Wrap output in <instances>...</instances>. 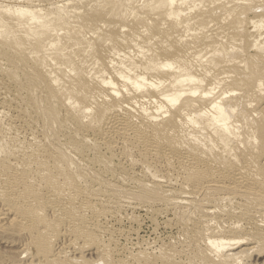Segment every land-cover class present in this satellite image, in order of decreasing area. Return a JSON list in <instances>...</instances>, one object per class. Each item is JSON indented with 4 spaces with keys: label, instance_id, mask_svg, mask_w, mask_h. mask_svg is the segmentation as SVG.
Returning <instances> with one entry per match:
<instances>
[{
    "label": "rangeland",
    "instance_id": "obj_1",
    "mask_svg": "<svg viewBox=\"0 0 264 264\" xmlns=\"http://www.w3.org/2000/svg\"><path fill=\"white\" fill-rule=\"evenodd\" d=\"M0 1V6L5 5L3 0ZM64 1L67 3V6ZM69 1H72L71 4L68 3ZM100 1L101 0H99L98 2ZM26 2L27 1L25 0H23V2L22 0H15L10 2L9 4L11 6H16H12L13 8H18L22 4L21 7L24 6L23 8L27 7L28 9L35 7V5L41 4L43 9H49V11L52 8V11H55L59 8H65V10L68 9L66 11L69 15L71 13L69 12L70 8L74 6H78L79 8L82 7L79 9L80 11H78V13L80 12L79 15H76L78 16V18H80L78 20H81L80 22L78 21L79 23H77L83 24V27L82 25H78L76 23L77 16L72 17V15H74L73 13L71 15V18H73L71 19V21L73 22V20L75 19V24L73 23L72 25L77 24V26H80L82 28L79 27L80 29L77 31V26H69L72 28L67 29V31L69 32V36L79 41V46L70 47L65 51L67 57H69L73 61V67L76 69V73H67L66 75L68 76H62L63 74L58 75L62 77V82H64L62 86L70 87V83L68 84V82H71V80L75 79L79 81L78 87L75 88L76 92H80L83 90L89 92H86L88 101L81 100V103L84 105L89 106L92 104L95 106L97 98V101L99 102H96V104L102 101V103H105V95L103 94L104 92H99L102 90L98 89V86H96L98 84L94 81L97 80L96 76H98V71H104L105 76H113L114 72L112 71L111 63L109 64V62H111L110 60H112L114 57L116 61L121 60L112 52V49H114L115 46L125 49L126 52L124 53L128 58H125V61H129V58H133L134 56V59L139 58L138 54H140V52L138 51L141 50H139V47L137 46L140 44V46L144 47V49L142 50H145L146 52L148 51V49L150 51V48L151 50L153 49V51L156 52L158 60L155 63V67L157 70L154 69V71L156 70L155 73L153 74V72H151L152 74H149V77L151 75L150 79L154 78L153 80L151 79L152 81L161 78L163 73L166 72L164 70H160V67L163 66V64H165L166 62H172L177 65V63L181 60V62L183 63V69H186L187 66L189 69L191 68L190 65L186 66L185 63V59L192 56V53H188V44L191 42V38H183V34L179 31H177V33L176 31L168 33L166 29L160 28H150L146 32L144 30V32L137 31L135 32L137 33L136 36L139 35L138 32L141 35L138 38V45L134 46L131 49H126V44L123 43L124 41L120 38V36H125L126 39H123L127 43V40H136L134 39L137 38L134 36L135 33H132L130 35V33H127V30L126 32L125 30L124 32L120 31L117 27L110 23L107 24L108 26L106 25L102 28L100 27L102 30L99 29L98 26L96 28V25L101 26L104 25V23H98L99 21H101V19L99 21L98 19L102 17L101 12L99 11L100 7L97 11H92V9H94L92 4L94 6L98 5L94 4L95 0H93V3L92 0H31V2H27V4ZM32 2L34 3V5ZM16 3L18 5H16ZM95 3H97V1ZM28 4L32 6H29ZM68 14L66 15L67 19L70 18ZM12 16L13 15L3 17L6 19H12ZM129 19L132 20V17ZM95 21L98 22L95 23ZM244 23L246 24V21ZM206 30L208 31L209 29ZM206 30L204 31L206 32ZM211 30L212 29H210L208 33H211L213 35L216 34L215 36H218L217 34H219V39L221 38V40H223V36L225 40L228 38V47H234L235 44L236 46L237 44H243V41L247 38L244 42V45H240L241 49L242 47H246L248 50L243 53L244 56L243 54H240L242 53V51L244 52V50L238 48L239 45L238 47H234V54L242 55V57H240L242 60L243 58L247 57V53L249 54V36L257 35L256 32L250 29L249 32L247 29H242L243 31H245V33L243 32L245 36L242 34V30H240L237 31L241 32V34L237 33L239 36L235 35V38H231L230 36H233L231 34L233 32L235 33V31L233 30L231 33L229 31L230 35L225 34L227 37L226 38L225 35H223V32L225 33L226 30H219L220 33H216V31H214L215 34ZM15 31L16 33L13 31V29H11L8 33L9 36L14 32V34L16 35V40H14V42L22 37V33L19 32L18 29H15ZM63 33L67 32L62 31V33H60L62 34L60 37L61 40L65 35ZM142 33L145 37L142 35ZM201 33L203 34V31ZM208 33H205V36L209 35ZM226 33H228V31ZM220 34L223 36H221ZM132 35L134 36V38ZM201 36H199V38L201 37L200 39L205 38L204 35ZM150 37L154 39H151L149 44L143 45V41L146 40V38ZM116 38H118L120 42L117 41L118 39ZM140 38H142V40ZM239 38H241V40H243L242 38H244V40L241 41ZM120 39L122 40V42ZM237 39H239L240 42L236 43V41H233ZM63 40L62 42L64 43ZM231 40L233 41L234 45L232 44ZM14 42L6 40L4 37L0 38V176L2 175V178L5 176V179H0V210L3 209V205L7 203V198L10 202H12V200L17 201L12 202V205L8 202V204L11 205L12 208H14V211H16L13 212L12 209V215L10 214L8 215V217H5L3 219L2 216H0V222H3V224L6 225H10V223L18 224H15V226L13 224L12 227L7 226L8 228H10L8 230L5 229L6 226L2 230H0V233L5 232L4 235H2L3 237H1L2 239H4L2 240L0 238V264H20L19 261H22L23 259H21L22 256H19L23 252H29V250L31 255L28 252L23 255L26 256L27 259L26 260L24 258L26 262H23L24 264H37V262L35 261H38V264H49L50 261L40 259L42 252L46 250L51 254L52 252H56L57 250L59 251V248H61V245L63 243L64 246L62 245V249H64L63 247H65L67 250L64 249V252L62 250V253H66V255H61L62 258L57 259L60 264L62 263V261L68 264H71V261L72 263L73 261H75V264H93L94 262V264H96L100 260V258L101 261L104 259V261H111H107L111 264H140V262L142 260L144 261V259L148 260L147 264H210V260H212V257L213 259L215 258V254L211 253V250L209 251L210 248L205 242L203 243L202 237L205 238V234H219L221 232L219 229L222 228L224 224L225 226L227 225L223 222L225 218L221 216V213L226 214V212L228 213L229 211V213H232L230 214V216L226 217L227 220L232 218L231 220L234 221L235 219L237 220V218L240 219L242 217L243 222H241L239 227H234V229H232L235 234L230 233L233 231L229 230L228 224L226 227L230 232L228 230H225L227 234L223 232L225 234L224 236L232 239V235H235L233 237L235 238L236 236H238L239 232H242V230L244 229L240 234H243L246 232V230H249V233L252 236H258L259 238L261 237L259 232L261 233L262 231L261 234L264 233V228H262V226L264 227V217L262 218L263 220L259 218L263 221L261 222L259 219H257V217L254 218L255 215H252L251 213L246 214V212L249 213V211H253L252 213L254 214L255 208L257 207V205L255 204L258 202H251V204L249 203V205H245V202L242 200V198H234L235 195H233V193H230V195L228 191H220L232 196L228 200L213 201L212 195H214V193L216 192L207 193L206 191H201L197 188L203 180H208L209 178H211L207 175L202 179L201 175L203 174V171H186L181 167V162L177 157H175L171 162H168L166 157L163 156L160 150L159 154L144 150L143 145L145 139L142 138L143 136H141L140 134H136L135 137H138L135 138L131 136L125 137L119 135L116 132H111L108 124L113 121V118L117 119V116H120L118 118L129 119L128 115H137V107L139 105L136 108L133 107V109H129L131 112L126 109L119 108L117 112L108 114V116H111H107L108 121L106 120V117L102 116L99 119L97 107H102V105L104 104H99V106H97V104L95 107L91 105L93 107V109H91V117H89V115H87L89 118H85L83 116V119L81 118V121H78L77 114L79 113V111H73L71 110V108L65 105L63 95L60 93L57 94L53 86L51 85L50 76L47 73L52 69L50 68V66H48L49 62L48 64H46L47 66L44 65L43 68L39 67L37 65V59H35L37 57H35L34 55H30L28 52H25V49L19 47ZM227 42H225V45H227ZM215 45L214 49L220 47L219 45L217 46V44ZM110 46L111 48H109ZM226 48L227 47L224 46L223 49L225 50ZM246 48L244 49L246 50ZM236 49H240L239 52ZM128 50L131 54L128 52ZM124 57L122 58L124 59ZM191 59L193 58L191 57ZM260 60H263V58H259L257 62L259 63ZM114 61L115 60H113L112 62ZM195 61L193 59V65L196 63ZM196 64L197 66H195ZM196 64L194 65L196 69H193V71L199 73L202 70H200L201 68H199V63L197 62ZM231 65L233 66H230V69L234 67V64ZM255 65H257L258 67L261 66L260 64ZM254 67H252L251 71L249 70L250 73L253 72V69H255ZM248 69L250 68L245 69V71ZM243 71L244 70H242L241 72L242 74L245 72ZM249 72L247 74H249ZM93 74H95L96 76ZM156 75L157 79H155ZM92 76L95 78H93ZM63 77L65 79H63ZM91 78L96 80L92 81ZM225 85H227V83ZM241 89H244L245 91L243 83L240 84V82H238L225 86L222 90L218 89L216 90V92L218 94L226 92L227 97H230L229 100H232L233 97H240L242 93H244V91ZM89 90H91V93ZM153 90L154 89L151 87H145L143 91L146 93L150 92L148 94H151ZM95 91L96 94L97 92L100 93L99 97H101L102 101L98 97L99 93L98 95L94 94ZM94 96H97L95 100L93 99ZM255 97L256 96H254V98ZM91 99L94 100V103H92L93 101ZM107 102L109 103V101ZM263 104L264 100L260 101V103L256 107H253L254 109L257 108L259 110H256L258 112H256L255 114L252 107H248L249 109L246 108L248 110H245V108H243V110L246 111L245 113L250 115L249 122H252V128L258 129V122L259 124L261 123L260 125L264 127V110L260 112V110L262 109L261 106ZM115 113H117L118 115ZM112 115L116 116L112 117ZM94 118L95 120L93 121L92 119ZM256 120L258 121L257 123H255ZM170 126H172V128L176 126L177 128V125ZM244 127L245 130L241 129L240 131H242L241 133H243L242 137L244 135V139L249 138V145L247 148H244V150L234 151L233 154H235L241 162H248L249 165L247 163L246 164L249 166V168L252 167V170L254 169V171H257H255V173L259 174V176L258 174H256L258 176V180H256V182H254L253 184L258 186L259 189H262L263 191L264 129H262L260 132L259 130H252V128L250 130H247V125H244ZM136 128L144 132V129L139 128V126H136ZM254 133V137H251ZM146 134L149 135V133ZM155 136L159 138L162 143L169 145L166 148V151H168L169 154H172L175 148H178L176 151H179V149L181 151L183 150L181 147L179 148V146L175 147L177 141L172 138V135L162 133L160 131V126L159 130L156 131ZM181 151L179 152L181 153ZM182 153H184V151H182ZM24 155L26 156L25 158H23ZM16 157L19 159H17ZM2 158L5 159L3 162ZM15 158L19 161H17ZM197 160L198 157L196 156L195 161ZM20 162L23 163L21 164ZM38 162H40V164L43 163V165H38ZM8 163L10 164V166L11 164L13 166L10 167ZM8 166L9 168L7 169ZM15 171L18 173H16ZM19 171L22 174H20ZM2 172H5V174H2ZM27 172H30L34 178L30 173ZM222 172L228 175L227 178L222 179L230 178V171L228 169H225ZM22 175H24V177ZM8 176L12 177L9 178ZM14 176L16 177L14 178ZM27 176L32 177L34 180L28 179ZM6 178L7 182H4L6 181ZM8 178L11 179V181H9ZM19 180L21 181L19 182ZM14 181L15 183L19 182V188L12 187L10 185V183ZM39 181H41V185H39ZM44 181L48 183L50 182L49 185L53 184L54 182L55 185L53 184V187L48 186V184H45ZM27 182H29V184H27ZM59 182L63 184H59L60 186H57L56 184H58ZM23 183L26 184V186L32 184L33 187L30 185L31 187H27L28 189L24 188V186H22ZM53 188L56 192H52L54 191ZM27 190H30L31 192ZM218 193L219 192H217V194ZM13 195L14 197L17 196L15 198L18 199L15 200V198L12 197ZM207 195L208 197L206 203L205 196ZM23 198H26L28 202ZM29 206H32L30 207V209L32 208L31 212L30 209H27L29 208ZM24 211L26 213L25 215ZM34 211L35 213H33L32 215V212ZM240 212L242 214L244 212L245 214L241 215ZM248 215L252 218L251 222H249L251 219H249L250 217L248 218ZM237 216H239L240 218ZM28 217H30V219ZM13 218H15L17 221L15 219L13 220ZM216 218L218 220H214ZM37 219L39 220L38 222H36ZM212 219L213 221L211 222L210 220ZM10 220L13 221L11 222ZM31 220L34 223H32ZM24 221H26L27 223ZM256 221L257 223H261H256V225L260 226L255 225ZM19 222L22 223L20 226ZM35 223L37 226L39 225L38 229H40L39 231L41 232H39L38 229H35V227H37ZM221 223L223 225H221ZM245 223H247L246 225L250 223V226H246ZM27 224L30 226H28ZM22 225L25 226L22 227ZM241 226L243 227L240 228ZM13 227L16 228L12 229ZM67 227H71L72 230H69V228ZM27 228H29L30 230L26 231ZM238 228H240V230ZM32 231H34L35 233H37L36 231H38L37 234H35L34 232L33 234L38 236L39 239H41L40 241H38V237L36 238V236L34 237V235H32ZM70 231L74 233L70 235ZM228 232L231 234L230 236H228ZM65 233L68 235L67 237ZM5 236L7 239L5 238ZM27 236H31L30 240ZM69 236H71L72 238ZM73 237L75 239V242L77 239V246L73 245L74 247H77L76 249L73 248L72 243L71 245L69 244L70 242H72ZM34 238L37 239L35 240L36 242L34 241ZM66 241H68L69 243L65 244L67 243ZM254 241L255 240L252 239L250 240V242H252L251 244L245 246L242 245L240 249H236L237 251H249V249L251 250L249 251V254H247V257L245 254L243 255L245 257L241 258L238 263L236 262L233 264H239V262L240 264H249L254 259L258 262H261L260 264H263L264 242L261 244L258 242V240H256L255 242ZM26 242L27 244L21 245ZM56 243L59 247L56 245ZM78 243H80V245L83 244V247ZM36 244L38 245V247ZM50 244H54V246L52 247ZM84 244L86 245L84 246ZM19 245L23 247L29 246V248L31 247V249L27 250L28 247L23 248ZM68 245L70 246L68 247ZM33 246H36V248ZM257 246L259 249L255 248ZM49 247L51 249H49ZM78 247H82L80 248L81 250L78 249ZM207 247L209 249H207ZM251 247L255 249L252 250ZM260 247L262 248L263 252H257L261 249ZM20 248H22V252L19 250ZM23 249L26 250L23 251ZM31 250H33L32 253ZM79 251H81L82 253ZM18 252H20V255ZM97 253H100V255ZM210 253L213 255H210ZM77 254L79 257L77 256ZM35 255L36 257L33 261V259L31 258H33ZM64 256H67V258ZM74 256L75 258H77V261L74 259ZM83 256L86 257L83 258ZM87 256L88 258H96L97 260H99L97 261L93 259V261H91L87 258ZM99 256L101 257L99 258ZM80 257L83 258V261ZM242 259L244 261H242ZM57 260L54 261V264H57ZM246 260L248 262H245ZM104 261L102 262L104 263ZM107 262H105L104 264H106Z\"/></svg>",
    "mask_w": 264,
    "mask_h": 264
},
{
    "label": "bare ground",
    "instance_id": "obj_2",
    "mask_svg": "<svg viewBox=\"0 0 264 264\" xmlns=\"http://www.w3.org/2000/svg\"><path fill=\"white\" fill-rule=\"evenodd\" d=\"M3 1H4L5 5L0 6V38L4 37L6 40L14 42V40H16L15 39L16 35L14 34V32L16 33L15 29L16 30L18 29V31L22 33V37L20 39H18L19 41L17 40L14 43L16 45H18L19 47L25 49V52H28L30 55H34L35 57H37L35 59H37V65L39 67L43 68V66L48 64V62H49L48 66H50V68H52V69L50 71H48L47 73L50 76L51 85L53 86V88L57 94L60 93L63 95L65 105H67L73 111H79V113L77 112L78 113L77 114L78 121H81V118L83 119V116L85 118L88 117L87 115H89V117H91L90 116L91 115V109H93L92 106H94V105L91 104L92 106L91 105L87 106V105H84L81 103V100H87L88 96H87L86 92H88V91L83 90L80 92L79 91L76 92L75 88L78 87L79 81L75 80V79L71 80V82H68V84L70 83V85H69L70 87L62 86V84L64 82H62V77L58 75V74H61V75L63 74L62 76H65L67 73H69V74L76 73V69L73 67V61L69 57H67V55L65 54V51H66V49H68L70 47L79 46V41L76 40L75 38H71L69 36V32L67 31V29L72 28L69 26H73V27L77 26V24L81 21V20L80 21L78 20L80 18H78V16L76 14L79 15L80 12L78 13V11H80L79 9L82 7L79 8L78 6H74V7L71 6L72 8H70V11H69L71 13L69 15L66 11L68 9L65 10V8L61 9L58 7L59 9L56 8L57 10L52 11L53 8L51 7L52 9L49 11V9L48 10L43 9L41 4L35 5V7L31 8V9L30 8L28 9L27 7L23 8L24 6L21 7L22 4L20 7L17 6L18 8H13L12 6H14V5L11 6L9 3L12 1H15V0H3ZM16 1H20V0H16ZM25 1L31 2V0H25ZM38 1H40V0H38ZM96 1H97V3H95ZM98 1L99 0H95V2H94V4H98V5L94 6L92 4V6L94 7V9H92V11H97L98 8L100 7L99 11L101 12L102 17L98 19V21L100 19H101V21H99V22L97 21V22L98 23L102 22V24L104 23V25H101V26L96 25V28L98 26L99 29H101L102 27H104L110 23V24H113L115 27H117L118 30H120V31L124 32V30H125V32H126V30H127V33H130V35L132 33L134 34L137 31H140V32L145 31L146 32L150 28L166 29L168 33L172 32V31H174V32L176 31V33H177V31H179L183 34V36H182L183 38H187V39L191 38V42L188 44V47H189L188 53H192V56H190V58L187 57L185 59L186 60L185 61L186 66L190 65V67H191L190 69L188 68V66L186 69H183V63L181 62V60L177 63V65H175V63H172V62H166L165 64H163V66L160 67V70H162V71L164 70L166 72L163 73L161 78H158V79H157V75H156L155 79H157V80L152 81L154 78H151L152 79L151 80L150 79L151 75L149 77V74L151 72H153V74H154L155 71L157 70L155 67V63L158 60L156 52H154L153 49L151 50V48H150V51L147 48L149 52L142 50V49H144V47L140 46L141 45L140 43H139L140 45H138V42H139L138 38H139V36H141L139 32H138V34H139L138 36H136L137 33L134 34V36L137 38H134V36L132 35L133 38L136 40H132V39L127 40V43L129 41H131L128 44L124 40V39H126L125 36H120V38L124 41L123 43L126 44L125 45L126 49H131L134 46L138 45L137 47H139V50H141V51H138V52H140V54H138L139 55L138 59H134V57H135L134 56L133 58L131 57L132 59L129 58L130 59L129 61L128 60L125 61V58H127L126 57L127 55L125 56V53H124V52H126L125 49L118 48L115 46V48L112 49L113 54L115 56L119 57V59H121V60L123 59L122 57H124V56L125 57L122 61L121 60L116 61V59H114L115 57L112 59V56H111L112 60H110L111 62H109V64L111 63L112 71L114 72L113 76H105L104 71H98V76L93 74L97 77V80L93 79L95 77L92 76L93 77V78H91L92 81L96 80V81H94L95 83L97 82V84H98L96 86H98V89L102 90L99 92L100 93L104 92L103 94L105 95V97H104L105 103H102L103 101H102L101 97H99L100 93L97 92V94H96V91L94 92V94H96V95H98V93H99L98 97L102 101L100 103H97L98 104L97 105L96 102H99V101H97V99H98L97 98L96 102H95V106L96 105L99 106V104L100 105L104 104V105H102V107L101 106L97 107L98 113H99V119L102 116V117H106V120H107L108 117H111V116H108V114H110V113L113 114L112 112H117L119 108H123V109H126L129 112H131L129 109H133V107L136 108L139 105L137 107V115L136 114H130V115H128L129 119L118 118L120 116H117V119L113 118V121H111V118H110L111 123L108 124V127L110 128L111 132H116L119 135H122L125 137H127V136L135 137L136 134H140L141 136H143L142 138L145 139L144 145H143L144 150H147V151H149L151 153H155V154H159V150H160V152H162L163 156L166 157L168 162H171L175 157H177L181 162V167L183 169H185L186 171H190V170L203 171V174L201 175L202 179L205 178L207 175L210 176L211 178H209L208 180H203L202 183L197 188L200 189L201 191L202 190L206 191L207 193L208 192H216V193H214V195H212L213 201L228 200L230 197H232V196H230L231 195L230 193H233V195H235L234 198L235 197L240 198V199L242 198V200L245 202V205H247V204L249 205V203L251 204V202H255V203L258 202L255 204V205H257V207L255 208L254 214L252 213L253 211H251V212L249 211V213L246 212V214L251 213L252 215H255L254 218L257 217V219H259V218L262 219L264 217V209H263V207H264V195H263L264 193H263V191L264 190L262 191V189H259L258 186L253 184L254 182H256V180H258L257 178H258L259 174L255 173L256 170L255 171H254V169L252 170V167L249 168L248 162H245V161L241 162L236 157V155L233 153H234V151H237V150H240V151L244 150V148L248 147L249 142H250L249 138L244 139V135L242 137L243 133H241L242 131H240L241 129L243 130L245 128L244 125L248 126L247 130H250L252 128L251 127L252 122H249L250 121V115L245 113L246 111H244L243 108H245V110H248L251 107L252 108L256 107L260 103V101L264 100V63H263V60H264V0H101L100 2H98ZM22 2H23V0H22ZM27 2H26V4H27ZM71 2L72 1H69L68 3L71 4ZM92 3H93V0H92ZM30 4H28V5L32 6ZM0 5H1V3H0ZM16 5H18V4L16 3ZM33 5H34V3H33ZM43 5H45V4H43ZM47 5H48V3H47ZM90 5H91V3H90ZM53 6H54V4H53ZM66 6H67V3H66ZM69 6H68V8H69ZM14 7H16V6H14ZM90 9H91V7H90ZM63 10H65L66 12ZM73 13H74V15H72ZM67 14L70 16V18H68V19L66 16ZM9 15H13L12 16L13 18L12 19L11 18L6 19L3 17V16H9ZM71 15H72V17L77 16L76 17L77 18L76 23L78 21L79 22L76 25H72L74 23L75 19L72 22L71 19H73V18H71ZM98 16H100V15H98ZM131 17H132V20L129 19ZM226 21H228V22H226ZM245 21H246V24L244 23ZM97 22L95 21V23H97ZM78 25H82V27H83V24H78ZM77 27H78V29L76 28L77 31L80 28H82L80 26H77ZM11 29H13L14 32L8 36V33L10 32ZM206 29H209V30L207 31ZM210 29H212L211 30L212 32L216 31V33H218L219 30H226L225 33L223 32V35H225V34L230 35V33L234 30L235 33L233 32L234 34L233 33L231 34V35H233V36H230L231 38L232 37L235 38L238 35L237 33L241 34V32H237V31H240L242 29H245V30L247 29L248 32H249V29L256 32L257 35L249 36V42H250L249 43V49L250 50H249V54L247 53V55H246L247 59L243 58V60H242L240 58V57H242V55H240V54H243L246 51H248L246 47H244V48H246V50L243 47L241 49V46L244 45V42L247 39L246 38L244 40L245 31L242 30V34L244 35L243 36L244 38H242V39L244 41L241 40V38H239L241 41H243V44L241 43L242 44V45L240 44L241 46L239 44H237V46H236V44H235L236 47H238V45H239L238 48H240L241 50H244V52L242 51V53L235 55L234 54V51H235L234 47L235 46L234 47L233 46L228 47L229 41H228V38L226 37V35H225V37L227 39L225 40L224 36L220 34L221 36H223L222 39L225 42L228 41L227 45H225V42L223 40H221V38L219 39V34H217L218 36H215L216 34L214 32L215 35H213L211 33H210L211 34L210 35L208 33L210 31ZM204 30H206V32ZM62 31L67 32V33H63V34H65L64 35L65 37L64 36H63L64 38L62 37V40L64 39L63 40L64 43L62 42V40L60 38L62 35L60 33H62ZM202 31H203V34L201 33ZM227 31H228V33H226ZM229 31H230V33H229ZM204 32L206 34L208 33L210 36L209 35L205 36ZM200 34L204 35L205 38L203 37L204 39H200L202 37ZM142 35H143V33H142ZM199 36H201V37L199 38ZM144 37H143V39H144ZM116 39H118V38H116ZM140 39L142 40V38H140ZM151 39H154V38H151V37L146 38V40L143 41V45L149 44ZM239 39L233 40V41H236V43H238V42H240ZM122 40H121V42H122ZM117 41H119V39ZM159 41H160V39H159ZM187 41H189V40H187ZM233 41H232V44H233ZM108 44H110V43H108ZM153 44H154V42H153ZM215 44H217V46L219 45L220 47L214 49ZM110 45H112V44H110ZM118 46H119V44H118ZM224 46L227 47L225 50L223 49ZM215 47H216V45H215ZM90 48H91V46H90ZM109 48H111V46ZM239 50H237V51L239 52ZM47 51H49V52H47ZM128 52H129V50H128ZM243 56H244V54H243ZM191 57L194 59V61L196 60L195 61L196 63L197 62L199 63V66H200L199 68H201L200 70H202L201 71L202 73L199 71H198L199 73L193 71V69H196L195 66H197V64L194 62L196 65L195 64H194L195 66L193 65V63H192L193 59H191ZM259 58L260 59L263 58V60H260L258 63L257 61ZM113 60H115L116 62L115 61L112 62ZM262 63H263V65H262ZM231 64H234V67H232V69H230V66H233ZM255 64H260L261 66L259 65L260 67H258ZM253 65L256 66L257 68L254 67ZM252 67H254L255 69H253V72L250 73L249 70L251 71ZM236 68H238V69H236ZM240 68H243V69H240ZM247 68H250V69L246 70L249 72V74H247L248 72L245 71V69H247ZM154 69H156V70L154 71ZM197 70H199V69H197ZM242 70H244L247 75L245 74L244 71H243L244 72L243 74H245V75H243L241 73ZM91 73H93V72H91ZM96 74H97V71H96ZM66 76H68V75H66ZM63 79H65V78L63 77ZM241 81H243V82H241ZM238 82H240V84L243 83V87L245 88V91H244V89H241L244 91V93H242V95L240 97L236 96V98L233 97L232 100H229L230 97L229 96L227 97L226 92L222 93V94L221 93L218 94L216 92V90H218V89L222 90L225 86H228L232 83H238ZM226 83H227V85H225ZM67 87H68V89H67ZM145 87H151L154 90L151 94H148L150 92L146 93L143 91L145 89ZM98 89H95V90H98ZM89 91L91 93V90H89ZM89 95H91V94H89ZM254 96H256V97L254 98ZM89 97H91V96H89ZM96 97L94 96V98L93 97L92 98L95 100ZM183 97H184V99H183ZM227 98H228V100H227ZM94 100H92L93 102L92 101L91 102L94 103ZM107 101H109V103ZM246 108H248V109H246ZM261 108L262 109L260 110V112L264 110V104L261 106ZM250 110H252V109H250ZM253 110H254V114L259 111L257 108L256 109L253 108ZM256 110H258V111H256ZM115 114H117V113H115ZM115 116L112 115V117H115ZM252 118H253V116H252ZM92 120L94 121L95 118ZM104 120H105V118H104ZM257 122L258 121L256 120L255 123H257ZM258 124H259V122H258ZM258 124H257L258 129L252 128V130L255 129L256 131L259 130L261 132V130L264 129V127L260 125L261 123L259 124V126H258ZM135 125L139 126V128H141V129H144L145 133L143 131L138 130ZM170 125H177V128H176V126L174 128H172V126H170ZM159 126H160V131L162 133H167L169 135H172V138L177 141V144L175 145V147H177V146H179V148L181 147L183 149L182 151H184V153H182V151L180 149H179V151H181V153L179 151H176L178 148L177 149L175 148V150L172 154H169L168 151H166V148L169 145L162 143V141L155 136L156 131L159 130ZM260 126H261V128H260ZM146 133H149V135H147ZM254 135H255V133L251 137H254ZM136 137H138V136H136ZM23 154H20V155H23ZM196 156L198 157L197 161H195ZM7 157H9V156H7ZM25 157L26 156L24 155L23 158H25ZM17 159H19V158H17ZM4 160L5 159H3L2 162ZM17 161H19V160H17ZM20 163L22 164L23 162H20ZM38 163H39L38 165H40V166L43 165V163H41L42 165L40 164V162H38ZM25 165H24V167H25ZM9 166H10V164H9ZM9 166L7 167V169L9 168ZM11 166H13V165L11 164ZM14 166H16V165H14ZM20 167H23V166H20ZM18 168H19V166H18ZM225 169H228L230 171V178L229 179H222V178L228 177V175L226 173L222 172ZM16 173H18V172H16ZM19 173H20V171H19ZM27 173H30V172H27ZM2 174H5V172H2ZM20 174H22V173H20ZM256 174H258V176ZM22 176L24 177V175H22ZM31 176H32V174H31ZM8 177L10 178L12 176H8ZM15 177L16 176H14V178ZM29 177H28V179L34 180L33 176H32L33 178L32 177L29 178ZM3 178L1 177L0 179H3ZM21 180H23V179H21ZM21 180H19V182ZM9 181H11V179H9ZM4 182H7V178H6V181H4ZM23 182H25V181H23ZM39 182H40L39 185H41V181H39ZM18 183H15V181H14V182L10 183V185L12 187L19 188ZM27 184H29V182H27ZM45 184H48V186H51V187H53L55 185L54 182H53L54 185L53 184L49 185L50 182L49 183L45 182ZM59 184H63V183L59 182L56 185L60 186ZM6 185H7V183H6ZM30 185L32 186V184H30ZM22 186H24V188H27V187L29 188V186L28 185L26 186V184H24V183L22 184ZM54 188H53V190H54ZM27 191H30V190H27ZM220 191H228V193L230 195L225 194L224 192H220ZM52 192H56V191L54 190ZM217 192H219V193L217 194ZM15 195H17V194H15ZM12 197H14V195ZM12 197H9V198H12ZM15 197H17V196H15ZM207 197H208V195L205 196V198H206L205 202L206 203H207ZM16 199H18V198H15V200ZM6 200H7L6 201L7 203L4 205L2 204L3 209L0 210V216H2V219L5 217H8V215H10L12 213V209H13V212L16 211V210L14 211V208H12L11 205H12V202H16L17 200L16 201L12 200V202L8 201V198ZM25 201H27V199ZM8 202L11 205H9ZM255 205H254V207H255ZM30 207H32V206H29V208H27V209H30ZM31 210H32V208L30 209V212H31ZM229 212L228 213L226 212V214L221 213V216L225 218V220L223 222L226 223L227 225L229 224V226H228L229 230L233 231L232 229H234V227L240 226L241 222H243V218L241 217L242 218L241 219L239 216H237L240 219L237 218V220L235 219L233 221V220H231L232 218H230L229 220H227L226 217L230 216V214L232 213V212L231 213H229ZM33 213H35V211L32 212V215H33ZM234 213H237V212H234ZM25 214L26 213L24 211V215ZM240 214L244 215L245 213L243 212V214H242L240 212ZM26 217H25V219H26ZM30 217H32V216H30ZM30 217H28V218L30 219ZM249 217L250 216L248 215V218ZM15 218H13V220ZM22 218H24V217H22ZM245 218H246V216H245ZM249 219H251L249 221V222H251L252 218L250 217ZM214 220H218V219L216 218ZM253 220H255V219H253ZM262 220H260V221L263 222ZM26 221H28V220H26ZM26 221H24V222H26ZM38 221L39 220L37 219L36 222H38ZM210 221L212 222L213 219ZM22 223H20L19 226ZM26 223H25V225H26ZM32 223H34V222L32 221ZM222 223H221V225H223ZM256 223H257V221L255 222V225H256ZM258 223L261 224L260 222H258ZM13 224L10 223V225H6V224H3V222L2 223L0 222V230H2L5 226H6L5 229L8 230L10 228H8L7 226L12 227ZM15 224H18V223H15ZM15 224H14V226H15ZM246 224L247 223H245V225ZM35 225H36V223H35ZM248 225L250 226V223ZM248 225H246V226H248ZM24 226L22 225V227H24ZM28 226H30V225H28ZM226 226L224 224V226H222V228L219 229L221 231V232L219 231L220 232L219 234L218 233H216V234L212 233L210 235L205 234L206 237L205 238L202 237L203 243L205 242L208 245V247L210 248L209 249L207 247V249H209V251L211 250V253L215 254V256H214L215 258L213 259V257H212V260H210V264H233L236 262L238 263V261H240L241 258L245 257L243 255L246 254V257H247V254H249V251L251 249H249V251H247V250H238L237 251L236 249H238V248L240 249V247L242 245L245 246V245L251 244L252 242H250V240H252V239L255 241L258 240V242L261 244L264 242V233L261 234L262 233L261 230H260L261 233L259 232V234L261 235L260 238L258 236L257 237L252 236L249 233V230L248 231L246 230V232L244 231L245 233L240 234L243 232V230H244L243 229L242 232L237 231L240 234V235L238 234V236H236L237 238L236 237L233 238L235 235H232L233 237L231 236L232 237V239H231L227 236H224L225 234L223 232H225V230H228V228ZM256 226H260V225H256ZM33 227H35V226H33ZM38 227H39V225L37 227H35V229H38ZM218 227H220V226H218ZM242 227L243 226H241L240 228H242ZM15 228L13 227L12 229H15ZM29 228H27L26 231L32 229V228H30V229ZM67 228H69V227H67ZM240 228H238V229L240 230ZM248 228H250V227H248ZM262 228H264V227L262 226ZM70 229L72 230L71 227L69 228V230ZM39 230L40 229H38V231ZM26 231H25V233H26ZM38 231H36V232L38 233ZM235 231H236V228H235ZM33 232L34 231H32V235H34V237H35L36 236L35 234H37V233L34 232L35 234H33ZM39 232H41V231H39ZM237 232H236V235H237ZM2 233H0V235H1L0 238L3 237L2 235H4L5 232L3 234ZM72 233H74V232H71L69 234L72 235ZM225 233L227 234V232H225ZM230 233L235 234L234 231L230 232ZM230 233L228 236L231 235ZM40 234H42V233H40ZM67 236L68 235L66 234V237ZM37 237L38 236H36V238ZM69 237H71V236H69ZM5 238H6V236H5ZM28 238L30 240L31 236H29ZM36 238H34V241L37 240ZM71 238H68V239H71ZM38 239H39V237H38ZM73 239H74V237H73ZM73 239H72V242L69 243L68 241H66L67 243H65V244L69 243L71 245V243H72V246L73 245L77 246V243H76L77 239H76V242H75V239L73 242ZM40 240L41 239H39L38 241H40ZM4 241H6V240H4ZM27 242L23 243L21 245H25V244H27ZM258 242H257V244H258ZM75 243H76V245H75ZM78 244L80 245V243H78ZM50 245L52 247L54 246V244L53 245L50 244ZM56 245H57V243H56ZM62 245H61V248H59L61 250V252H60V250L59 251L57 250L56 252H52L50 254L49 252H47L46 250L43 249L44 251L42 252L40 259L41 260H48V261H50L51 264H54V261H56L59 258H62L61 255H66V253H62V250L64 252L65 251L64 249H66L65 247H63L64 249H62ZM70 245H68V247ZM85 245L86 244H84V246ZM74 246H73V248L76 249L77 247H74ZM80 246L83 247V244H81ZM258 246H260V245H258ZM258 246L255 248H258ZM20 247H23V246H20ZM24 247H28V249L26 248L27 250L31 249V247L29 248V246H24ZM33 247L36 248V246H33ZM37 247H38V245H37ZM50 247H49V249H51ZM58 247H57V249H58ZM82 247H80V248H82ZM80 248L78 247V249H80ZM26 249H23V251ZM254 249L252 248V250H254ZM19 250L22 252V248H20ZM82 250H84V249H82ZM234 250H236V251H234ZM32 251L33 250H31V253H32ZM232 251H234V252H232ZM259 251L263 252L262 248L260 250H258L257 252H259ZM26 252H28V251H26ZM26 252H23L21 255H20V252H18L20 255V256L19 255L18 256L19 257L22 256L21 259H23L22 261H19L20 264H24L23 262H25L24 258L26 259V256H23V255ZM79 252H81V251H79ZM253 252H255V251H253ZM28 253L30 254V250ZM211 253H210V255H213ZM67 254H69V253H67ZM97 254L100 255V253H97ZM261 254H263V253H261ZM67 256H70V255H67ZM67 256H64V257L67 258ZM75 256H74V259L76 260L77 258H75ZM77 256H78V254H77ZM35 257H36V255L31 259H33V261H34ZM84 257H86V256H83V258ZM100 257L101 256H99V258ZM83 258H81L82 261H83ZM87 258H88V256H87ZM88 259L93 261L94 258L93 259L88 258ZM94 260H97V259L95 258ZM104 260H102V261H104ZM70 261H71V259H70ZM99 261L96 264H102L103 263L101 261V258ZM107 261H109V260L104 261V263ZM242 261H244V260L242 259ZM35 262H37V264H38V261H35ZM63 262L64 261H62V263ZM109 262H111V261H109ZM109 262H107V263L111 264ZM147 262H148V260L144 259V261L142 260L140 262V264H147ZM245 262H248V261L246 260ZM39 263H41V262H39ZM47 263H49V262H47ZM58 263L60 264L59 261L57 262V264ZM64 263H66V262H64ZM73 263L75 264V261H73ZM73 263L71 261V264H73ZM91 263H93V262H91ZM260 263L261 262H258L257 260L254 259L249 264H260ZM66 264H68V263H66ZM239 264H240V262H239ZM263 264H264V261H263Z\"/></svg>",
    "mask_w": 264,
    "mask_h": 264
}]
</instances>
